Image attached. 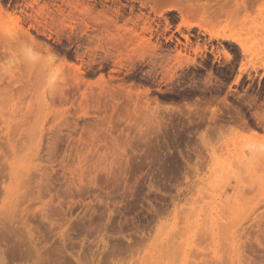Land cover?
<instances>
[{"label":"rangeland","instance_id":"1","mask_svg":"<svg viewBox=\"0 0 264 264\" xmlns=\"http://www.w3.org/2000/svg\"><path fill=\"white\" fill-rule=\"evenodd\" d=\"M236 1L0 0V264H264V0Z\"/></svg>","mask_w":264,"mask_h":264},{"label":"bare ground","instance_id":"2","mask_svg":"<svg viewBox=\"0 0 264 264\" xmlns=\"http://www.w3.org/2000/svg\"><path fill=\"white\" fill-rule=\"evenodd\" d=\"M258 0H250L249 1V3H256ZM259 1H261V0H259ZM244 2H245V0H240V2H239V4H240V6L242 7V8H244L243 10H245L246 11V7L244 6ZM235 3H237V1L235 0ZM252 5H254V4H252ZM236 7H238V6H236ZM242 10V11H243ZM264 16V15H263ZM257 118H258V120H260V121H262V127H263V129H264V117H261L260 115H257Z\"/></svg>","mask_w":264,"mask_h":264}]
</instances>
